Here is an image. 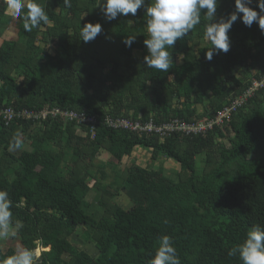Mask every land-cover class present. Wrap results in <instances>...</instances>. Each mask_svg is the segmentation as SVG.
<instances>
[{
	"label": "trees",
	"instance_id": "16d2710c",
	"mask_svg": "<svg viewBox=\"0 0 264 264\" xmlns=\"http://www.w3.org/2000/svg\"><path fill=\"white\" fill-rule=\"evenodd\" d=\"M38 2L49 23L29 33L0 0V109L192 123L213 118L264 73V31L255 22L250 28L234 22L230 50L209 61L202 13L201 23L169 49L171 67L161 72L144 62V8L109 22L100 0H71V8L63 0ZM234 10V0H220L217 21ZM88 22H99L102 32L84 43L79 32ZM10 24L18 38L4 41ZM127 37H136L130 48ZM91 130L58 115L8 126L0 118V190L9 193L14 221L23 223L17 250L40 247V264H148L159 238L169 235L181 264H242L228 251L253 226H264V88L223 129L205 135L160 139L99 124L93 139ZM17 131L30 151L8 150ZM143 147L153 161L177 163L176 179L138 165L133 157ZM103 152L107 163L97 162ZM123 162L132 164L121 170ZM108 170L114 181H107ZM91 193L98 213L87 202ZM121 195L131 208L115 202ZM80 229L95 258L72 242ZM17 250L0 247V260Z\"/></svg>",
	"mask_w": 264,
	"mask_h": 264
},
{
	"label": "clouds",
	"instance_id": "9594fccd",
	"mask_svg": "<svg viewBox=\"0 0 264 264\" xmlns=\"http://www.w3.org/2000/svg\"><path fill=\"white\" fill-rule=\"evenodd\" d=\"M220 0H100V8L107 21L118 16L135 17L139 9L144 8L147 16L148 36L144 40L147 55L144 62L147 68L168 72L173 49L178 40L187 37L201 23V14L206 16L203 39L211 45L205 58L212 60L215 54L227 53L231 43L229 31L238 19L246 27L254 22L264 31V0H234L235 10L227 17L217 21V8ZM66 8H71V0H63ZM255 3V7L252 5ZM5 14L13 21L23 20L25 32L47 25L49 16L38 0H5ZM258 9V10H257ZM102 32V25L88 22L81 26L80 40L84 43L93 41ZM136 37H127L124 43L131 47ZM23 134L17 131L9 142V151L21 150L24 146ZM12 201L6 190H0V240L14 238L23 228V223L13 219ZM40 250L41 256V248ZM36 248V249H38ZM38 253L32 249H19L14 254L0 260V264H35ZM39 256V258H40ZM229 257L238 256L242 264H264V226L255 225L247 233L242 244L228 251ZM148 264H181L177 249L169 235L159 238L155 254Z\"/></svg>",
	"mask_w": 264,
	"mask_h": 264
},
{
	"label": "built area",
	"instance_id": "2783aa9c",
	"mask_svg": "<svg viewBox=\"0 0 264 264\" xmlns=\"http://www.w3.org/2000/svg\"><path fill=\"white\" fill-rule=\"evenodd\" d=\"M264 88V73L261 79H253L251 85L246 88L241 96L234 99L233 102L226 105L220 110L213 118H207L198 120L192 123H187L180 119H175L169 123H161L157 125L153 120L148 123H141L135 121L133 118H119L115 119L110 116H106L104 120L96 119L94 117H87L84 114H76L73 112H61L60 110H48L45 109L40 113H35L28 110L15 111L12 108L0 109V118L8 126L16 119H42L46 120L49 117L60 116L70 121H76L78 125H87L92 127L91 136L94 139L95 133L94 127L99 124H104L110 129L118 131H128L140 135L157 136L160 139H166L167 137H173L177 134H184L186 136H200L209 132H214L216 128L223 129L224 126L230 122L233 114L242 108L257 91Z\"/></svg>",
	"mask_w": 264,
	"mask_h": 264
},
{
	"label": "rangeland",
	"instance_id": "374dc122",
	"mask_svg": "<svg viewBox=\"0 0 264 264\" xmlns=\"http://www.w3.org/2000/svg\"><path fill=\"white\" fill-rule=\"evenodd\" d=\"M18 38L17 36V30L15 24H10L7 29L4 31V35L2 36V40L7 41V40H16ZM54 45V44H53ZM55 48V46H54ZM24 139V146L21 150H16L12 151L15 154H20L22 151H30V146ZM219 142H221L222 145H227L226 140H221L219 139ZM152 151L149 148H139L138 150L135 151L134 157L136 158L135 161L138 165L142 167H147V166H152L153 169L155 170H161L164 172L166 175L170 176L173 179H176V172L179 170V167L177 166V163L172 162V161H167L164 156H160V158L156 161H153L152 158ZM110 160V155L107 152H103L101 156L97 159V162L103 163V162H108ZM132 164V162H123L120 165L121 170H126L127 167H129ZM107 173L109 174V178L107 181L111 182L114 181V173L111 172V170H108ZM90 186L93 185V182H89ZM87 202L90 203L91 205V211L94 213H98L99 209L97 208L96 204V199H95V194L91 193L87 199ZM115 202L120 204L123 208L129 209L131 208L130 202L127 200V198L123 195L118 197ZM83 230H79V232L75 235V237L72 238V242L76 244L79 248H81L83 251L87 252L89 255L92 257H96L98 251L95 248L94 245L85 243L82 241L81 233ZM0 247L3 249V251H7V249L12 248V249H18L20 247V240L16 236L14 238H9L6 240H0ZM39 249V248H38ZM35 252L38 253L37 250ZM39 254V253H38ZM40 256V254H39ZM37 257L35 264H40L41 259Z\"/></svg>",
	"mask_w": 264,
	"mask_h": 264
},
{
	"label": "bare ground",
	"instance_id": "6f19581e",
	"mask_svg": "<svg viewBox=\"0 0 264 264\" xmlns=\"http://www.w3.org/2000/svg\"><path fill=\"white\" fill-rule=\"evenodd\" d=\"M36 250H37V251H38V253L40 254V250H39V249H36ZM39 254H38V256H39ZM38 256H37V257H38Z\"/></svg>",
	"mask_w": 264,
	"mask_h": 264
}]
</instances>
